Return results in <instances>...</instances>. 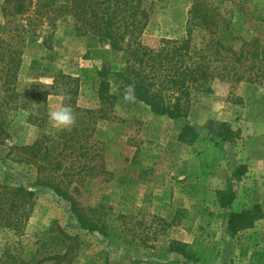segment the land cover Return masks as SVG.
<instances>
[{
	"label": "rangeland",
	"instance_id": "rangeland-1",
	"mask_svg": "<svg viewBox=\"0 0 264 264\" xmlns=\"http://www.w3.org/2000/svg\"><path fill=\"white\" fill-rule=\"evenodd\" d=\"M191 1H158L144 36L181 39L190 27L192 41L202 46L210 34L201 25L188 23ZM2 4L0 0V33L6 25L15 28L25 22L18 16L8 21ZM231 7L230 2L218 6L229 22L217 19L215 38L236 51L243 49L246 60L234 67L243 75H258L257 81L236 80L233 73L215 79L210 92L191 93L188 115L176 119L153 114L140 101L122 94L113 109L120 120L98 119L85 144L84 151L94 153L93 160L88 155L67 157L66 165H86L84 178L73 181L69 194L89 219L103 225L105 234L82 230L69 201L36 185L37 165L27 161L19 147L44 134L50 140H63L59 132L71 128L53 130L49 124L48 112L59 106L60 95L50 93L37 103L22 94L48 89L63 73L79 83L76 106L96 109L100 80L109 79L115 91L119 83L112 73L124 65L125 55L95 35L78 34L70 17L25 35L14 84L19 95L4 91L0 81V129H4L0 184L22 185L36 196L22 233L0 226V256L7 249L15 251L20 240H37L30 247L58 253L70 243L69 264H264V219L234 235L226 225L231 211L258 205L264 213V24L237 10L231 15ZM7 33H3L6 39L15 32ZM251 40L253 44H244ZM255 47L257 55L252 56ZM2 67L0 62V75ZM30 115L41 127L30 123ZM185 125L195 129L194 141L179 140ZM240 164L246 170L236 180L232 173ZM74 172L45 174L65 183L66 173ZM226 188L234 191V200L222 208L218 192ZM178 209L184 212L165 227L162 220L172 221ZM64 235L71 239L64 240ZM173 242L185 244L191 257L168 252Z\"/></svg>",
	"mask_w": 264,
	"mask_h": 264
},
{
	"label": "trees",
	"instance_id": "trees-1",
	"mask_svg": "<svg viewBox=\"0 0 264 264\" xmlns=\"http://www.w3.org/2000/svg\"><path fill=\"white\" fill-rule=\"evenodd\" d=\"M158 1L161 0H69L67 3H60L58 0H3L2 12L8 21L15 16L19 20L25 19L24 23H17L15 28L4 26L0 33V62L3 63L0 81L4 91L11 92L10 95H19L14 90V84L25 35L32 36L45 27H52L58 19L70 17L78 34L95 35L112 50L125 55L124 65L112 73L114 81L119 83L117 89L111 90L109 79L100 80L97 88L99 107L96 109L81 110L76 106L79 83L76 78L63 73L54 77L48 89L39 93L22 94L26 98H36L37 103L45 101L50 93L60 95L64 98L63 103L71 107L75 120H88V123H75L69 131H60L59 136L63 140H50L44 134L32 144L19 147L21 153L27 155V161L37 165L36 185L51 188L69 201L71 212L81 229L87 232L106 233L103 225L89 219L76 199L69 194L73 181L81 182L84 178L86 165L73 167L66 165L65 161L71 154H76V157L88 155L93 160L94 153L84 151L85 144L88 143L98 119L120 120L113 109L122 94L140 101L153 114L176 119L188 115L191 93L210 92L215 79H227L233 73L236 80H258V75H243V72L234 67L241 66L246 60L243 49L236 51L226 46L215 38V32L218 18L226 24L229 22V18L225 19L217 11L219 5L230 2L231 15L237 10L264 24V0H192L188 9V23L201 25L210 34V39L202 46H197L192 41L190 27L187 36L181 39L144 36V30ZM12 29L15 32L13 36L10 35L7 39L3 37V33L8 32L9 35ZM45 43L44 41V45ZM253 43L254 40H251L244 44ZM256 49L258 47H255L252 56L257 55ZM25 106L26 103L22 108ZM29 121L33 125L37 124L31 115ZM37 125L41 127V123ZM0 132H4V129H0ZM196 138L197 133L190 125H185L179 134L180 141H194ZM99 168L102 170L101 165ZM70 169L76 172L66 173L65 183L45 174L49 171L63 176ZM245 170L246 166L240 164L232 176L238 180ZM35 196L33 189L8 182L1 183L0 226L16 234L22 233L32 212ZM233 200L234 191L231 188L218 192L220 207L230 206ZM180 212L184 210L178 209L170 222L162 220L165 227L174 224ZM259 219H264V213L258 205L231 211L226 221L227 231L232 235L237 234L251 228ZM110 226L112 231V225ZM63 239L69 240L71 237L64 235ZM36 242L38 241L20 240L14 247L15 251L7 249L2 253L0 264H69L66 258L70 243L64 253H58L42 250V246L30 247ZM167 251L186 259L191 257L183 243L173 242Z\"/></svg>",
	"mask_w": 264,
	"mask_h": 264
},
{
	"label": "clouds",
	"instance_id": "clouds-1",
	"mask_svg": "<svg viewBox=\"0 0 264 264\" xmlns=\"http://www.w3.org/2000/svg\"><path fill=\"white\" fill-rule=\"evenodd\" d=\"M63 99L62 97L59 106L53 107L48 112V121L53 130L68 129L75 124L72 109L63 103Z\"/></svg>",
	"mask_w": 264,
	"mask_h": 264
}]
</instances>
